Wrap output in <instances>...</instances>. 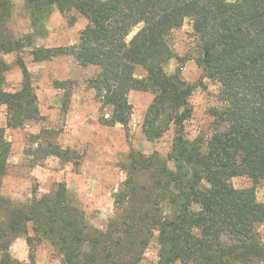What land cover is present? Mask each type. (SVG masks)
<instances>
[{
	"label": "trees",
	"instance_id": "trees-1",
	"mask_svg": "<svg viewBox=\"0 0 264 264\" xmlns=\"http://www.w3.org/2000/svg\"><path fill=\"white\" fill-rule=\"evenodd\" d=\"M34 32L25 40L7 32L12 0H0V52L17 54L21 89H6L11 65L0 59V108L7 128L36 120L40 111L31 74L19 57L32 46V34L55 9L76 12L88 21L76 45L32 49L34 62L74 56L82 67H95L89 80L109 127L128 126L131 92H150L154 100L143 120L147 141L160 140L172 126L177 137L171 155L134 156L128 178L116 197L118 209L106 231L91 226L84 211L72 204L65 183L27 203L0 194V264H25L11 254L15 239L29 247L44 240L58 248L64 264H138L152 238L159 244L158 264H264V203L255 187L236 189L232 179L264 181V0H26ZM193 23L196 63L218 84L219 106L212 109V134L185 139L192 116L190 85L165 65L174 58L167 35ZM141 29L130 39L132 31ZM141 68L146 76L137 77ZM62 88L63 83H59ZM68 105L65 104V108ZM11 143L0 127V181L8 174ZM46 156L73 159L70 148L48 144ZM173 163V167L169 166ZM148 183L139 184L140 175ZM162 204H167L163 214ZM32 233V234H31ZM156 233L158 235L156 236Z\"/></svg>",
	"mask_w": 264,
	"mask_h": 264
},
{
	"label": "rangeland",
	"instance_id": "rangeland-1",
	"mask_svg": "<svg viewBox=\"0 0 264 264\" xmlns=\"http://www.w3.org/2000/svg\"><path fill=\"white\" fill-rule=\"evenodd\" d=\"M165 1L173 3L177 0ZM32 23L26 0H12L7 32L27 44L28 35L34 32ZM87 23L76 12L61 14L55 9L41 24L43 37L36 38L33 33L31 49L20 52L19 57L31 74L40 114L36 120L26 122L24 127L6 132L11 152L8 174L0 181V194L14 202L27 203L55 191L59 183H65L72 204L84 211L87 222L106 231L110 222L119 218L122 210L133 202L130 199L122 209L117 208L116 197L128 178L133 155H157L167 160L177 133L172 126L156 142H149L144 137V115L154 100V94L150 92L134 91L129 94L132 115L128 126H105L101 118L104 115L108 117L111 109L103 108L96 91L89 85V80L98 69L80 66L74 56L34 62L33 48L76 45ZM141 27L137 26L128 40ZM167 40L174 58L165 65V72L168 75L178 72L188 84H197L189 101L192 116L184 124L185 139L192 141L199 136L207 139L213 129L212 109L220 105L217 99L219 86L206 78L196 63L198 42L192 21L186 19L182 27L167 35ZM17 58V54L4 55L0 52V59L6 60L12 67L6 76V89L10 92L21 89L23 83ZM135 73L139 78L147 75L141 68ZM59 83H63L62 88H59ZM2 116L0 110V119ZM50 143L70 148L73 159L65 161L46 156L45 149ZM168 164L173 167V163ZM33 169L37 171L34 176L31 174ZM231 182L236 189L255 187L257 201L264 203V181L255 184L252 179L243 176L233 178ZM138 183H148V177L140 175ZM166 205L161 206L164 215L168 209ZM258 230L264 240V224ZM159 249L156 237L152 238L138 264H158ZM10 251L16 260L25 264H64L62 253L46 240L29 247L25 238L21 237L12 242Z\"/></svg>",
	"mask_w": 264,
	"mask_h": 264
},
{
	"label": "crops",
	"instance_id": "crops-1",
	"mask_svg": "<svg viewBox=\"0 0 264 264\" xmlns=\"http://www.w3.org/2000/svg\"><path fill=\"white\" fill-rule=\"evenodd\" d=\"M41 37H43V36H37L36 38H41ZM38 48H45V47H37L35 49H38ZM36 63H39V62H36ZM0 110H2V115H3L2 119H0V127L6 128V132H7L9 130V128H7L6 112H5V109H3V108H0ZM36 172H37L36 169H33L31 174H33V176H34V175H36Z\"/></svg>",
	"mask_w": 264,
	"mask_h": 264
}]
</instances>
